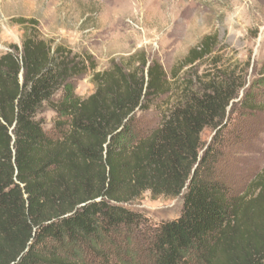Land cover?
<instances>
[{
	"label": "trees",
	"instance_id": "16d2710c",
	"mask_svg": "<svg viewBox=\"0 0 264 264\" xmlns=\"http://www.w3.org/2000/svg\"><path fill=\"white\" fill-rule=\"evenodd\" d=\"M19 25L22 47L0 56V264H65L44 246L147 224L126 208L146 193L183 201L178 218L152 230V264H187L195 254L200 264H264L263 236L238 230L235 206L201 176L212 153L202 154L203 134L223 126L243 89L233 74L184 80L173 92L157 61L135 55L96 72L92 56L46 41L37 22ZM213 41L187 65L210 56ZM89 73L95 92L84 99L76 82ZM158 100V126L134 141L137 116ZM45 106L56 114L52 135L39 119Z\"/></svg>",
	"mask_w": 264,
	"mask_h": 264
},
{
	"label": "rangeland",
	"instance_id": "374dc122",
	"mask_svg": "<svg viewBox=\"0 0 264 264\" xmlns=\"http://www.w3.org/2000/svg\"><path fill=\"white\" fill-rule=\"evenodd\" d=\"M21 20L37 22L46 41L92 56L96 72L135 55L157 61L169 75L173 92L184 80L199 84L233 74L243 89L223 126L203 134L202 154L208 148L212 153L201 176L235 206L238 230L264 238V189L257 183L264 172V0H0V56L12 46L22 47ZM206 37L214 40L212 54L187 65L190 52ZM92 75L76 82L79 97L95 92ZM164 102H154L150 112L137 116L134 141L158 126L155 106ZM39 119L52 135L54 111L45 106ZM182 205V197L154 199L146 193L126 208L145 216L147 224L115 230L90 243H48L43 252L65 264H152V230L178 218ZM216 259L223 260L221 251ZM187 264H200L198 255Z\"/></svg>",
	"mask_w": 264,
	"mask_h": 264
}]
</instances>
